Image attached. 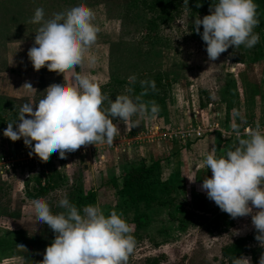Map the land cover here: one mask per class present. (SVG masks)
I'll use <instances>...</instances> for the list:
<instances>
[{
    "label": "rangeland",
    "instance_id": "374dc122",
    "mask_svg": "<svg viewBox=\"0 0 264 264\" xmlns=\"http://www.w3.org/2000/svg\"><path fill=\"white\" fill-rule=\"evenodd\" d=\"M81 2L94 12L92 23L98 32L75 71L99 87L112 82L111 72L120 73L113 79L116 83L131 68L160 76L166 79L161 91L164 106L151 118L137 116L139 124L130 130L115 118L119 133L111 145L86 144L66 152L64 158L52 152L42 161L35 153L28 155L30 146L24 145L23 138L10 141L2 135L8 123L17 121L22 104L38 101L47 86L69 83L72 75L71 71L64 75L45 67L32 68L27 51L39 24L30 18L37 7L48 19ZM254 2L259 23L253 32L258 42L251 48L230 46L209 60L204 42L193 31V21L200 17L188 11L169 24L154 25L150 20L154 16L139 0H0V113L5 117L0 121V264H38L54 239L52 230L36 221L30 207L33 198L43 197L56 214L65 211L57 203L62 196L76 206L77 194L85 198L90 193L94 198L79 203L78 210L95 205L105 216L114 210L129 225L135 246L127 264H232L223 258L222 250L241 238L247 240L243 256L257 264L264 248L254 239L257 232L251 215L230 217L200 187L205 177H211L202 163L204 155L215 148V155L222 156L236 146L232 124L239 126V132L257 125L264 131V6L260 0ZM230 51L244 55L246 63H233ZM89 56L95 58L94 63L89 64ZM26 81L36 93L21 88ZM190 124H215L217 130L206 133L201 142H183L170 135L171 129ZM154 161L160 166L158 181L180 179L184 191L175 185V199L169 207L138 205L137 210L149 220L137 228L132 222L136 211L121 205L118 190L131 166ZM56 174L60 178L52 180ZM37 179L43 184L49 180L51 188L36 193ZM200 201L208 211L198 208ZM256 211L253 208L252 214ZM227 219H232V226L224 225Z\"/></svg>",
    "mask_w": 264,
    "mask_h": 264
},
{
    "label": "clouds",
    "instance_id": "9594fccd",
    "mask_svg": "<svg viewBox=\"0 0 264 264\" xmlns=\"http://www.w3.org/2000/svg\"><path fill=\"white\" fill-rule=\"evenodd\" d=\"M256 8L254 0H213L209 14L194 19L193 31L204 42L209 60H215L230 46L251 48L258 42V34L253 32L259 23ZM93 19L94 12L82 2L53 13L48 19L44 10L37 7L30 18L31 23L39 24L27 51L32 68L45 67L64 75L71 71L72 75L69 83L53 82L47 86L38 101L22 104L17 121L4 128L2 135L10 141L23 138L24 145L30 146L29 156L35 153L43 161L52 152L64 158L66 152L82 145H111L119 133L113 118L123 121L130 130L138 126L137 116L151 118L158 112L154 101H141L149 89L155 90L153 80H141L142 90L135 97L119 94L111 99L87 75L75 71L97 39L98 28ZM94 60L88 57L89 64ZM127 79L135 83L136 76L132 74ZM21 88L36 93L28 81ZM105 101L106 108L102 107ZM231 127L238 138L236 146L222 156L215 155V148L204 155L202 163L211 171V177H205L200 187L230 217L251 215L257 232L254 239L264 248V131L257 125L249 129L246 138H240L239 126L234 123ZM57 203L65 211L53 214L43 197L30 201L36 221L46 224L54 234L38 264H127L135 238L119 214L113 210L105 216L95 205L78 210L66 195ZM253 208L258 209L254 214ZM17 246L24 248L22 243ZM232 264H251V258L233 257ZM257 264H264V252Z\"/></svg>",
    "mask_w": 264,
    "mask_h": 264
},
{
    "label": "trees",
    "instance_id": "16d2710c",
    "mask_svg": "<svg viewBox=\"0 0 264 264\" xmlns=\"http://www.w3.org/2000/svg\"><path fill=\"white\" fill-rule=\"evenodd\" d=\"M264 6V0H260ZM140 4L147 12H150L154 18L150 19L151 23L156 24H169L170 22L178 19L184 11H188L190 14L197 15L202 18L204 15L209 14L210 0H188L187 3L184 0H139ZM199 5V6H197ZM157 25L155 28H157ZM153 29H149L151 32ZM202 28V26H201ZM228 49H231L229 47ZM227 49V50H228ZM230 60L235 64H245L246 60L244 55L230 51ZM137 71V72H136ZM120 73L111 72L112 82L101 86V92L107 97L114 99L116 95L128 94L131 97H135L141 92V80H153L155 81V90L149 89L148 92L141 97V101L146 103L149 101H154L159 108L164 106V99L161 97V91L166 82V79H162L160 76H147V71H139L138 68H131L129 73L124 75L122 79L113 82ZM135 74V83H130L127 79L128 76ZM131 88L132 91L128 92L127 89ZM108 106L107 101L102 104V107L106 108ZM2 114V115H1ZM155 114V115H156ZM3 113H0V121H4ZM115 118H113L114 121ZM159 162L154 161L150 165H146L145 162H141L138 165L131 166L125 173L122 179V186L118 190L121 199V205L124 208H134L136 215L132 219L135 227L140 228L144 226L146 221L148 222L149 217L143 211H138V205H143L145 208H149L152 205L156 206H171L173 200L175 199V185L180 184V189L184 191V186L182 180L174 178L171 182H160L158 181L159 175ZM59 179L60 175L56 174L55 177H51L52 180ZM113 185L116 183L113 181ZM36 193L43 194L49 188H51L50 181L42 183L41 180L37 179L35 181ZM78 198L75 203L79 206V203H83L85 200H91L94 195L90 193L87 197L79 198V194L75 196ZM198 208L202 211H208L209 207L204 202H199ZM224 225L229 227L233 225L232 219H227ZM247 240L244 238L237 239L233 241L230 245L224 247L222 250L223 258L232 262L233 257L239 258L241 255L247 253ZM154 264V263H153Z\"/></svg>",
    "mask_w": 264,
    "mask_h": 264
},
{
    "label": "built area",
    "instance_id": "2783aa9c",
    "mask_svg": "<svg viewBox=\"0 0 264 264\" xmlns=\"http://www.w3.org/2000/svg\"><path fill=\"white\" fill-rule=\"evenodd\" d=\"M249 129H250V127H245L240 132V137L241 136H247ZM216 130H217V125H215V124H211V125H207V126L204 124L202 126L190 124L187 127H182V128L177 127V128L171 129L170 135L181 140V141H183V142H194V141L202 139L206 133H208V132L211 133L212 131H216Z\"/></svg>",
    "mask_w": 264,
    "mask_h": 264
},
{
    "label": "crops",
    "instance_id": "0c3cea01",
    "mask_svg": "<svg viewBox=\"0 0 264 264\" xmlns=\"http://www.w3.org/2000/svg\"><path fill=\"white\" fill-rule=\"evenodd\" d=\"M242 127H243V126H242ZM245 127H246V126H245ZM245 127H244V128H245ZM247 127H248V126H247ZM217 134H218V133H217ZM211 138H214V135H211L210 139H211ZM201 141H202V140H200L199 142H201ZM199 142H198V143H199ZM198 143H196V145H197ZM196 147H197V146H196ZM192 148H193V147H192ZM182 151H183V150H180V151L178 152V154H179L180 156H182V155L184 154V152H182Z\"/></svg>",
    "mask_w": 264,
    "mask_h": 264
}]
</instances>
